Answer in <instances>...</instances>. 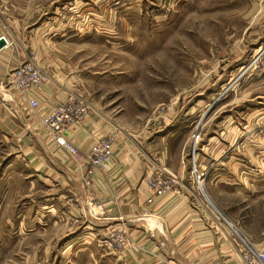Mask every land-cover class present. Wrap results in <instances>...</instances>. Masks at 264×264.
I'll list each match as a JSON object with an SVG mask.
<instances>
[{"label":"rangeland","instance_id":"1","mask_svg":"<svg viewBox=\"0 0 264 264\" xmlns=\"http://www.w3.org/2000/svg\"><path fill=\"white\" fill-rule=\"evenodd\" d=\"M0 13L11 22L13 48L56 59L126 132L160 131L167 117L166 128L176 121L181 138H190V159L211 136L238 132L237 164L223 156L216 169L203 168L206 161L198 159L201 166L192 161L179 176L217 178L202 182V193L244 231L241 244L254 261L264 262V0H0ZM246 130L252 152L242 145ZM52 187L38 189L48 194ZM44 229L27 241L22 233L0 232V264H124L116 258L134 248L130 230L113 224L94 237L96 263L97 253L92 260L89 249L69 246L75 235L88 240L86 230Z\"/></svg>","mask_w":264,"mask_h":264},{"label":"crops","instance_id":"2","mask_svg":"<svg viewBox=\"0 0 264 264\" xmlns=\"http://www.w3.org/2000/svg\"><path fill=\"white\" fill-rule=\"evenodd\" d=\"M4 15L0 17V37L11 39L13 28ZM31 55L48 80L40 88L23 93L10 82L11 75ZM67 72L70 73L56 59H46L41 51L16 50L12 45L0 50V97L5 99L0 106V232L22 233V240L27 241L30 233L44 226V230L54 227L65 233L84 229L91 234L86 236L88 240L81 242L75 235L69 246L73 250L89 249L95 260L93 255L98 249L94 237L103 238L113 224L123 223L135 240L133 251L116 258L124 264H264L249 263L244 257L246 245L240 240L244 231L233 226L231 220L225 221L220 210L202 193V182L210 185L217 178L183 176L175 191L148 202L152 194L146 177L151 166L160 163L182 176L190 162L201 166L198 159L206 161L203 168L209 164L216 169L223 156L232 165L237 164V151L232 148L238 132L211 136L200 152H191L194 157L190 159L185 156L190 138H181L182 127H176V121L166 128V117L164 126L158 127L160 131L126 132L99 107L100 102L91 92L79 90V77L68 76ZM72 96L82 97L93 106L83 122L64 132L66 140L78 149V158L58 144L43 123L51 109ZM32 100L38 102L37 107L30 105ZM116 131L119 136L113 159L105 170L93 168L89 173L92 145ZM244 132L242 145L252 152V134ZM225 137L230 140L225 141ZM222 139L226 144L217 156V142ZM207 150L212 153L207 155ZM248 153L246 149V160ZM46 185L53 186L52 193L39 192L38 187ZM47 200L52 206L31 207L32 201ZM16 201H23L20 209L15 207ZM144 231L150 232L151 237L141 242ZM254 248L258 249L255 245ZM97 256L98 253L96 263Z\"/></svg>","mask_w":264,"mask_h":264},{"label":"built area","instance_id":"3","mask_svg":"<svg viewBox=\"0 0 264 264\" xmlns=\"http://www.w3.org/2000/svg\"><path fill=\"white\" fill-rule=\"evenodd\" d=\"M1 38H6V46L12 45V40L10 38L6 36H2ZM47 80V74L37 63L36 57L31 55L27 61L20 64V66L12 72L10 82L20 92L25 93L31 89L40 88ZM4 103L5 99L0 97V106H3ZM30 105L32 107H37L38 102L32 100ZM92 111L93 106L85 99L72 96L66 102L51 109L44 116L43 123L45 127L52 132L56 142L68 149L74 158H78V149L66 140L64 132L71 126L79 125L92 113ZM118 136L119 133L116 131L94 142L89 153V161L91 164L89 173H92L93 168L105 170L109 162L113 159L114 146L118 140ZM194 172L197 173L198 171L196 170ZM197 177L201 179L202 175H197ZM180 183L181 177L172 172L167 166L160 163L151 166L146 177V184L152 194L148 202L152 203L154 198L163 197L175 191L177 187L180 186ZM244 257L249 260L250 263L254 262V258L250 256V252H248L247 249L244 253Z\"/></svg>","mask_w":264,"mask_h":264},{"label":"water","instance_id":"4","mask_svg":"<svg viewBox=\"0 0 264 264\" xmlns=\"http://www.w3.org/2000/svg\"><path fill=\"white\" fill-rule=\"evenodd\" d=\"M4 46H6V41H5L4 38H0V50H1Z\"/></svg>","mask_w":264,"mask_h":264},{"label":"bare ground","instance_id":"5","mask_svg":"<svg viewBox=\"0 0 264 264\" xmlns=\"http://www.w3.org/2000/svg\"><path fill=\"white\" fill-rule=\"evenodd\" d=\"M136 14H137V13H136ZM1 37H2V36H1ZM1 37H0V38H1ZM5 39H6V38H5ZM4 47H5V46H4ZM4 47H3V48H4Z\"/></svg>","mask_w":264,"mask_h":264}]
</instances>
